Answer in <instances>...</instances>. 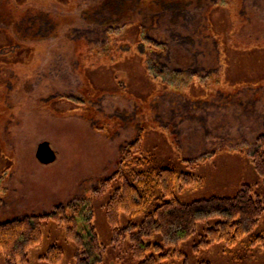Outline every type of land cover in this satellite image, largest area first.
Wrapping results in <instances>:
<instances>
[{
  "label": "rangeland",
  "instance_id": "374dc122",
  "mask_svg": "<svg viewBox=\"0 0 264 264\" xmlns=\"http://www.w3.org/2000/svg\"><path fill=\"white\" fill-rule=\"evenodd\" d=\"M151 5L0 0L1 224L80 202L78 232L85 236L94 229L105 247L102 264H140L127 241L114 246L105 214L109 194L99 196L96 190L118 171L123 147L141 132L152 167L194 172L203 180L179 194L184 203L234 197L244 186L264 187L248 162L264 136V86L232 89L216 76L222 47L215 36H229L227 45L238 52L264 46V0H155ZM47 11L57 23L47 21ZM137 23L167 48L157 58L163 71L213 77L188 84L181 94L179 82L186 81L170 75L177 91L157 93L161 84L149 80L142 60L127 61L134 52L143 53L142 46L136 51L129 45L133 39L122 40L135 31L108 37L111 30ZM231 57L234 78L264 75V53ZM63 97L80 103L56 101ZM45 142L57 154L50 165L36 157ZM43 231V244L30 251L31 264H47L41 257L55 245L64 251L61 264H77L65 225L45 223ZM259 232H264V217ZM202 233L181 248L182 258L165 264H264L263 248L249 256L228 254L219 246L195 252Z\"/></svg>",
  "mask_w": 264,
  "mask_h": 264
},
{
  "label": "trees",
  "instance_id": "16d2710c",
  "mask_svg": "<svg viewBox=\"0 0 264 264\" xmlns=\"http://www.w3.org/2000/svg\"><path fill=\"white\" fill-rule=\"evenodd\" d=\"M153 1L141 0L146 5H151ZM35 11L39 12V9ZM43 15H48L47 21H58L51 12H43ZM131 31H135L134 36L122 40L133 39L134 43L128 44L136 51L142 46L143 53L134 52L127 61L142 60L149 80H158L161 84L157 93L174 92L176 86L171 79L186 81L181 82L183 84L179 82L182 87L180 93L184 94L188 92V84L198 82L201 85L213 77L193 72L173 73L170 79L168 72L157 64V58L162 57L167 48H162V45L148 38L139 23L111 30L108 37L114 38L118 34L124 37ZM215 36L222 47L219 56L222 69L216 76H221L224 84L232 89L263 87L264 75L256 73L249 78L233 77L231 53H240L242 56L264 53V46H252L247 53L238 52L227 45L231 41L229 36L225 35L221 40L219 35ZM98 92L102 94L105 91ZM56 101L73 105L80 103L64 97ZM144 135L141 132L133 143L123 147L118 171L99 182L96 190L99 196L109 194L105 214L115 247L127 241L131 255L140 264H165L172 258H182L181 248L197 236L199 238L201 230L203 233L194 248L195 252H207L219 246L228 254L249 256L254 250L264 249V232H259L264 217V187L244 186L234 197L215 196L184 203L179 199V194L202 186L203 180L194 172H179L172 167H152L143 150ZM248 160L254 172L264 180V136L256 141ZM183 163L188 164V161ZM82 208L83 204L78 202L60 206L50 215L0 223V264H31L30 251L44 242L45 223H52L56 227L66 226L68 239L76 246L77 264H102L105 247L94 229L85 236L78 232V218L82 215ZM63 255V249L55 245L41 257V261L61 264ZM198 264L211 262L199 260Z\"/></svg>",
  "mask_w": 264,
  "mask_h": 264
},
{
  "label": "water",
  "instance_id": "95a60500",
  "mask_svg": "<svg viewBox=\"0 0 264 264\" xmlns=\"http://www.w3.org/2000/svg\"><path fill=\"white\" fill-rule=\"evenodd\" d=\"M37 160L42 165H50L57 160V154L47 142L42 143L36 153Z\"/></svg>",
  "mask_w": 264,
  "mask_h": 264
}]
</instances>
